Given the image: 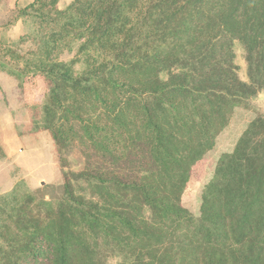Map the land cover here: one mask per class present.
Instances as JSON below:
<instances>
[{"label":"trees","instance_id":"1","mask_svg":"<svg viewBox=\"0 0 264 264\" xmlns=\"http://www.w3.org/2000/svg\"><path fill=\"white\" fill-rule=\"evenodd\" d=\"M58 2L22 8L28 32L0 49L1 71L50 86L33 124L62 176L59 198L23 181L0 194V264H264V113L217 159L199 215L182 202L234 110L264 93V0Z\"/></svg>","mask_w":264,"mask_h":264},{"label":"rangeland","instance_id":"2","mask_svg":"<svg viewBox=\"0 0 264 264\" xmlns=\"http://www.w3.org/2000/svg\"><path fill=\"white\" fill-rule=\"evenodd\" d=\"M72 0H59L58 9H64ZM32 0H0V49L10 41H16L28 32L27 23L19 13ZM33 43L21 46L18 52L30 57ZM65 51L58 59L67 61L73 57ZM235 63L241 80L247 81L246 64L241 46L234 47ZM0 58L2 55L0 52ZM4 62L16 70L23 64L4 58ZM50 100V86L41 76L29 75L19 81L0 70V194L10 191L17 182L39 198H59L62 193V176L54 143L47 131L36 130L33 120L40 121L41 106ZM257 113H264V93L247 103V108L237 107L228 126L218 135L214 148L192 169L191 178L182 202L194 216L199 215L201 192L213 175L217 159L233 150L236 141ZM66 169L78 172L84 167V158L78 148L65 154ZM110 258L109 264H117Z\"/></svg>","mask_w":264,"mask_h":264}]
</instances>
